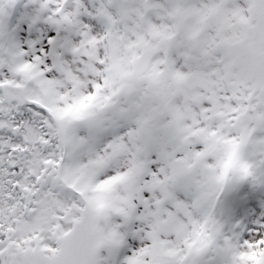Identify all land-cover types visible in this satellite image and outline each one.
<instances>
[{
    "label": "snow or ice",
    "instance_id": "snow-or-ice-1",
    "mask_svg": "<svg viewBox=\"0 0 264 264\" xmlns=\"http://www.w3.org/2000/svg\"><path fill=\"white\" fill-rule=\"evenodd\" d=\"M0 264H264V0H0Z\"/></svg>",
    "mask_w": 264,
    "mask_h": 264
}]
</instances>
